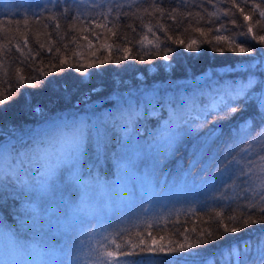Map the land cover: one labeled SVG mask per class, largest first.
<instances>
[{
  "label": "trees",
  "instance_id": "trees-1",
  "mask_svg": "<svg viewBox=\"0 0 264 264\" xmlns=\"http://www.w3.org/2000/svg\"><path fill=\"white\" fill-rule=\"evenodd\" d=\"M262 11L264 0H0V98L12 96L0 106V147L14 148L13 155L23 154L24 158L22 166H17L19 180L13 176L12 184L0 185V229L10 233L17 246L41 249L42 245L52 244L49 236H44L46 230L37 225L45 221L38 214L46 212V220L49 212L57 220L70 218V204L78 199L80 185L58 170L54 178L47 180L45 191L36 192L44 178L41 174L46 161L38 158L35 150L54 144L64 131L65 120L83 117L95 121L101 113L114 111L115 101L110 97L125 95L134 105L143 103V117L149 111L143 95L146 91L158 90V103H163L165 94L178 92L190 95L202 91L207 96L201 99L207 100L216 87L247 79L249 72L235 69L257 62L258 67H264V44L250 39L264 35ZM249 26L252 32H248ZM217 35L235 37L237 43L248 38L250 42L242 46L252 51L216 52L214 47L227 49L231 44V39L217 41ZM157 39L159 49L155 47ZM148 40L153 43L148 44ZM191 41L196 43L190 50L187 45ZM126 54L136 58L123 59ZM101 59L109 62L96 67ZM61 61L73 66L62 67ZM89 63L94 66L86 67ZM251 74L264 79L259 70ZM21 77L27 79L17 84ZM254 91L260 95L264 87L257 85ZM260 103L234 101L229 107L239 110L227 115V110L209 109L212 114L206 123L197 120L195 114L194 123L203 125L196 136L202 139L209 130L215 134L208 151L218 160L211 170L216 173L215 181L198 200L190 201L189 195H184L173 207L150 213L149 220L119 227L121 221L107 219L100 228V239L92 248L85 247L90 253L87 257L92 252L95 255L90 264H105L107 257L101 253L117 251V245L123 247L122 241H130L123 247L124 252H132V244L139 243L137 233L152 246L153 237L157 245H167L170 240L183 241L181 233L194 237L200 231H212L215 238L178 254L179 264H264V224H250L237 233L224 232L220 224L222 219L229 227L240 228L241 217L260 218L259 202L264 195V109ZM161 117L166 119L167 112L139 121L146 143H150L147 132ZM242 130L250 131L247 138ZM195 143L192 137L182 138V146L158 171L160 181L164 179L161 173L167 174L168 184L174 187L172 176L180 163L190 161ZM234 145L236 150L228 160L235 159L236 164L225 171L219 161ZM112 151H116L115 146ZM148 160L150 157L145 158V165L150 163ZM89 164L95 167L91 176L82 174V180H109L118 171L111 156H101L99 161L90 156L82 167L87 169ZM239 169H243L244 176ZM3 170L1 165L0 172ZM165 185L167 182L155 184L156 190L161 192ZM187 189L181 187L185 193ZM249 203L257 204L255 211L246 207ZM217 212L220 218L215 216ZM229 216L237 217L240 223H229ZM133 262L170 264L164 254L140 253L138 249L125 264Z\"/></svg>",
  "mask_w": 264,
  "mask_h": 264
},
{
  "label": "snow or ice",
  "instance_id": "snow-or-ice-1",
  "mask_svg": "<svg viewBox=\"0 0 264 264\" xmlns=\"http://www.w3.org/2000/svg\"><path fill=\"white\" fill-rule=\"evenodd\" d=\"M242 11V10H241ZM225 16L228 13H224ZM261 16H264V11L261 12ZM245 20L248 19L247 16L244 17ZM235 23V21H233ZM252 27L249 26L248 32H252ZM149 32H152L151 28H148ZM196 31H201L199 28ZM154 35V33H153ZM171 39V37H169ZM217 41H227L231 39V44L227 49L223 46L214 47V51H232L239 52L241 54L250 53L252 51L251 47H244L242 44L249 43L250 40L245 38L241 42L237 43L235 37L221 36L217 35L215 37ZM251 40H255L260 44H264V35L262 36H252ZM183 44V41H176ZM141 44L144 40L140 41ZM148 44H152V40L147 41ZM196 41H191L187 47L191 50L192 46ZM159 40L157 39L155 47L159 49ZM234 45V46H233ZM129 50L124 49L127 53ZM170 51V49H169ZM159 55V51L156 52ZM123 59L136 58L130 57L127 54L122 57ZM139 59L143 60L144 56H139ZM164 59L167 60L168 56L165 55ZM109 62L108 59H101L99 64H104ZM119 63V60L115 61ZM260 62L248 64L244 67H238L235 71L249 72L247 79H240L233 81L231 83H226L219 89H215L214 93L207 100H202V97L207 96L204 92H193L188 95L183 92H178L173 95V93L165 94L163 97V103H158L160 96L158 90L146 91L143 93L144 97L148 100L147 108L150 109L144 113L142 117L141 109L145 107L143 103L138 102L133 104L130 100L125 99V95H120L119 97L113 96L109 99L115 101L114 111H106L101 113L98 120L85 119L80 117L79 119H73L71 121L65 120L63 122L64 131L61 133L59 138L55 143H49V146L45 148H37L35 152L38 154V158L43 157L46 161V169L43 173L44 179L42 182L36 186L35 191H43L47 185V180L52 179L56 176L58 170H63V173H67V177L70 181L79 184L82 189V194L80 197V206L74 209L77 211H89L92 206V202L95 200V192L93 190V184L91 180H82L81 175L85 172L87 175L91 176L92 169L95 167L93 164H89L88 168L82 167V164L89 159V157H94L99 161L101 156L108 157L114 161L117 170H125L127 176L136 177V170L139 168L140 164L144 162L145 156L152 158L150 163L144 167L143 174L137 179L153 192H155V184L157 183H169L167 174L161 173L164 179L160 181L158 179L157 173L162 169L164 162L168 159L169 155H174L176 151L179 150L182 138L192 137L197 143H195L190 152V161L187 168H178L175 176H172L170 183L172 185L186 186L189 183L197 184L200 182L211 181V177L216 176L211 170L217 164V157L209 155L208 151L211 147L212 141L215 139V134L212 130L201 139L196 136V132L202 124H195L193 119V113L196 114L201 121L207 122L206 118L212 113L209 109H219V111H225L226 115L231 113H236L239 109L236 107H229V105L234 101H240L241 103L249 100H256L260 103L261 109H264V93L257 95L254 89L257 85L264 87V79L258 80L255 75L251 74L256 70L264 73V67H258ZM61 66H73L66 65L64 61H61ZM94 65L89 63L86 67L91 68ZM79 70V69H78ZM40 75H47V72H41ZM24 77H21L17 81V84H23L25 82ZM34 86V85H30ZM12 99L11 95L5 94L0 98V106L4 105ZM163 110V111H162ZM161 112H167V118H160L157 121V126L151 131L147 132L148 140L150 143H146L141 136L140 127L142 125L139 123L140 120L144 119L146 116H159ZM264 119V116H262ZM251 125L249 124V130H251ZM245 138L250 134V131L242 130ZM260 133H257L259 136ZM115 146L116 151L113 152L112 149ZM264 147V145H262ZM235 145L231 150L225 155V157L219 161L220 164L224 165V170L227 171L232 168L236 161L228 160L231 156L232 151H235ZM7 152V163H5L4 170L0 172V185L12 184L13 176L19 180V169L15 167L17 157L13 155L15 152L14 148H4L0 147V153H2L3 160L5 162L4 154ZM264 160V157H261ZM22 163V161H21ZM7 169V170H5ZM195 170V172H194ZM221 170L217 168V173ZM119 173V172H118ZM241 176H244L243 169H239ZM247 182L246 180L244 181ZM136 189L129 187L127 189L128 196H134L140 194L138 191V185L133 183ZM31 191V190H30ZM116 195H121V189L116 191ZM259 204V219H255L252 216L242 219L241 227L236 226L229 227L227 223L220 220V224L223 225L224 232L237 233L243 228H246L250 224H264V195L261 196ZM246 207L256 210L257 204L249 203ZM217 218L221 217V213L217 212L215 214ZM237 220L235 216H229L228 222L231 223ZM193 232L196 230L193 229ZM219 231V227L217 228ZM123 233H121V236ZM137 238L139 243L132 244V252L125 253L123 247H126L130 241H122L123 247L117 245V251H107L101 253L106 255L107 260L105 264H125L128 258L135 253L138 249L140 253L149 254H164L169 258L170 264H179L181 256L180 253L187 252L188 249L196 247V245L208 243V238H215V233L212 231H200L194 237L191 234H184L183 241H169L167 245H157L156 239L152 238V246L146 244L145 240L140 237L137 233ZM114 243V241H113ZM16 242L12 241L11 238L8 239L6 245V255L9 259L17 251ZM264 259V258H261ZM134 264V262H133Z\"/></svg>",
  "mask_w": 264,
  "mask_h": 264
},
{
  "label": "rangeland",
  "instance_id": "rangeland-1",
  "mask_svg": "<svg viewBox=\"0 0 264 264\" xmlns=\"http://www.w3.org/2000/svg\"><path fill=\"white\" fill-rule=\"evenodd\" d=\"M215 89L218 88L216 87ZM214 90L209 92V97L213 95ZM209 97L206 98L208 99ZM194 115L195 113H193V116ZM197 120L200 119L198 118ZM4 157L5 162L2 153H0V166L4 165L5 167V163H7V154H4ZM16 157L15 167H21V161L23 162L24 160L23 154H19ZM30 158L32 159V154H30ZM145 158L144 162L141 163L136 170V177H126L127 172L125 170H118L116 175L109 180H100L97 178L91 180L96 198L92 202L89 211H73L80 206L82 189L79 186L78 199L70 204V218H60L57 220V218L49 212L48 220H46L47 213H39L40 215L38 214V216L44 218L45 221L42 220L41 224L38 223L37 225L40 229L43 228L46 230L44 236H49L53 242L50 245H42L41 249L32 245L24 247L18 245L17 251L13 254L11 259H9L6 255V245L9 238H11L12 241L14 240L10 233L0 229V264H90L91 258L95 255L92 252L91 256L87 257L90 253H87V248L85 247L89 246L92 248L94 243L100 239V228L106 225L107 219H117L121 221L119 227L124 223L135 224L141 221L143 222L144 220H149L150 213L162 210L166 207L167 209L173 207V204L181 200L184 195L188 194L190 201L198 200L200 195L215 181V178L211 177L210 182L205 181L198 184L189 183L186 185L190 190L188 193V189L185 193V191L181 190V186L174 185V187H172L168 183L161 188V192H158L154 186L155 192H153L137 179V177L143 174L144 167L147 166L144 164ZM148 161L150 162V160ZM188 163H180L175 171H177L178 168H187ZM45 169L46 166L43 167L44 171ZM39 174L40 173L37 175ZM41 176H43V174H41ZM133 183L138 185L140 194L128 196L127 189L129 187L136 189ZM120 189L121 195L117 196L116 191ZM44 191L45 190L42 192ZM50 211L55 214L53 208ZM41 237H43L42 233ZM54 239H56L55 243Z\"/></svg>",
  "mask_w": 264,
  "mask_h": 264
}]
</instances>
